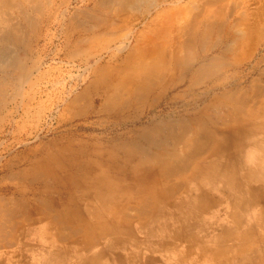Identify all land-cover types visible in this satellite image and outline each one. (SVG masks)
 I'll list each match as a JSON object with an SVG mask.
<instances>
[{
    "label": "rangeland",
    "instance_id": "obj_1",
    "mask_svg": "<svg viewBox=\"0 0 264 264\" xmlns=\"http://www.w3.org/2000/svg\"><path fill=\"white\" fill-rule=\"evenodd\" d=\"M264 0H0V264H264Z\"/></svg>",
    "mask_w": 264,
    "mask_h": 264
},
{
    "label": "crops",
    "instance_id": "obj_2",
    "mask_svg": "<svg viewBox=\"0 0 264 264\" xmlns=\"http://www.w3.org/2000/svg\"><path fill=\"white\" fill-rule=\"evenodd\" d=\"M263 156H264V148H263ZM263 159H264V157H263ZM262 178H263V180H262V183L264 182V161H263V173H262ZM258 212L261 214V216H262V220L264 221V202H262L261 203V206L259 207V210H258Z\"/></svg>",
    "mask_w": 264,
    "mask_h": 264
}]
</instances>
